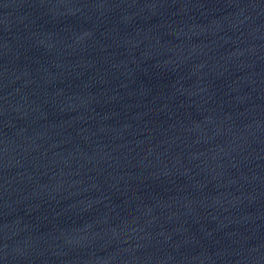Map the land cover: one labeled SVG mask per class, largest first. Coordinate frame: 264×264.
<instances>
[{
	"label": "water",
	"instance_id": "95a60500",
	"mask_svg": "<svg viewBox=\"0 0 264 264\" xmlns=\"http://www.w3.org/2000/svg\"><path fill=\"white\" fill-rule=\"evenodd\" d=\"M0 264H264V0H0Z\"/></svg>",
	"mask_w": 264,
	"mask_h": 264
}]
</instances>
